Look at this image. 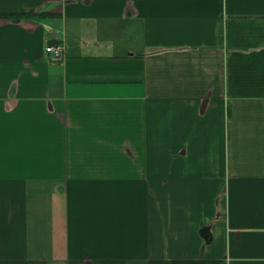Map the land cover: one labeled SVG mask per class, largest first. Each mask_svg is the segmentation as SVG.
<instances>
[{
    "label": "crops",
    "instance_id": "crops-1",
    "mask_svg": "<svg viewBox=\"0 0 264 264\" xmlns=\"http://www.w3.org/2000/svg\"><path fill=\"white\" fill-rule=\"evenodd\" d=\"M0 264H264V0H0Z\"/></svg>",
    "mask_w": 264,
    "mask_h": 264
},
{
    "label": "built area",
    "instance_id": "built-area-1",
    "mask_svg": "<svg viewBox=\"0 0 264 264\" xmlns=\"http://www.w3.org/2000/svg\"><path fill=\"white\" fill-rule=\"evenodd\" d=\"M66 46L62 43H48L45 48L46 57L50 60H61Z\"/></svg>",
    "mask_w": 264,
    "mask_h": 264
},
{
    "label": "trees",
    "instance_id": "trees-1",
    "mask_svg": "<svg viewBox=\"0 0 264 264\" xmlns=\"http://www.w3.org/2000/svg\"><path fill=\"white\" fill-rule=\"evenodd\" d=\"M20 16H22V14Z\"/></svg>",
    "mask_w": 264,
    "mask_h": 264
}]
</instances>
